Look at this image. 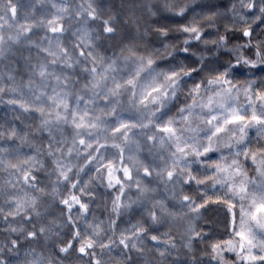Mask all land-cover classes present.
<instances>
[{"label": "snow or ice", "instance_id": "6c2138e0", "mask_svg": "<svg viewBox=\"0 0 264 264\" xmlns=\"http://www.w3.org/2000/svg\"><path fill=\"white\" fill-rule=\"evenodd\" d=\"M0 264H264V0H0Z\"/></svg>", "mask_w": 264, "mask_h": 264}, {"label": "rangeland", "instance_id": "374dc122", "mask_svg": "<svg viewBox=\"0 0 264 264\" xmlns=\"http://www.w3.org/2000/svg\"><path fill=\"white\" fill-rule=\"evenodd\" d=\"M18 2L21 4H27L29 2V0H18ZM2 115H3V113L0 112V116H2Z\"/></svg>", "mask_w": 264, "mask_h": 264}]
</instances>
